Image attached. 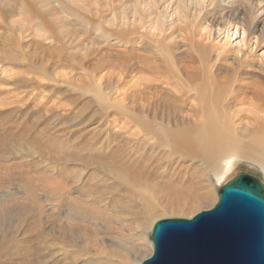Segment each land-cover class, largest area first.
<instances>
[{
    "label": "bare ground",
    "instance_id": "6f19581e",
    "mask_svg": "<svg viewBox=\"0 0 264 264\" xmlns=\"http://www.w3.org/2000/svg\"><path fill=\"white\" fill-rule=\"evenodd\" d=\"M261 49L264 0H0V264H143L159 219L213 208L240 166L264 174ZM34 175L67 214L1 202ZM89 210L145 258L93 252L73 219Z\"/></svg>",
    "mask_w": 264,
    "mask_h": 264
},
{
    "label": "water",
    "instance_id": "95a60500",
    "mask_svg": "<svg viewBox=\"0 0 264 264\" xmlns=\"http://www.w3.org/2000/svg\"><path fill=\"white\" fill-rule=\"evenodd\" d=\"M143 264H264V182L239 173L216 206L192 218H166L152 232Z\"/></svg>",
    "mask_w": 264,
    "mask_h": 264
},
{
    "label": "rangeland",
    "instance_id": "374dc122",
    "mask_svg": "<svg viewBox=\"0 0 264 264\" xmlns=\"http://www.w3.org/2000/svg\"><path fill=\"white\" fill-rule=\"evenodd\" d=\"M215 37H217L215 34H213L211 36L207 34L205 37V42L208 43L207 40H213ZM219 40H220V38H218L216 41H219ZM223 42H224V40H223ZM208 44H210V43H208ZM234 44H236V41L234 42ZM263 50L264 49H261L260 51H258V54H261L263 52ZM5 88L6 87H4V89ZM117 95L118 94H115L114 96H117ZM241 108H242V106H241ZM125 121H127V118ZM132 125L134 126L133 123H132ZM134 130H135V127H134ZM20 136H23V131L19 129L14 134V139H17ZM42 149L45 150L46 152H48L49 155L46 156L48 158L46 160V162H49L52 159V156H51V151H50L48 145L47 144L43 145ZM65 156H66L65 154L60 155V157H65ZM59 162L61 163V160ZM242 172L250 173V174L254 175L255 177L264 181V174L259 169L248 168V166H245V165L240 166L234 172L230 173V176L228 175L229 178L226 179V182L220 184V182H217L216 180H214L215 184L213 187L217 191L219 199H220V189L222 188V186L225 183L231 181L237 175V173H242ZM68 174H72V172L70 170L63 171L62 175L57 177V179H55L51 183H53L55 185V187H57L60 180L65 178ZM41 178H42L41 175H34V178H30V179L23 181L18 187V190L22 191L21 194H18L17 190L15 189L17 185H11V184L6 185L3 189V192H7L8 195L3 197L1 202L2 203L18 202L21 205H25V207L33 206L37 210V212H49L51 214H55V213L57 214V213L63 212L64 214H67L66 211H62V209L58 208L57 201L47 200V199H45V197H42L41 194L36 192L37 187L39 186L38 181ZM218 202H219V200L217 201L215 206L218 204ZM92 211H94L95 213L96 212H105V211L99 210L97 208L93 209ZM201 211H203V210L201 209ZM199 213H200V211H199ZM73 216H74L73 219L76 221V225L80 229L86 231L87 236L90 239V243H89L88 247L93 252L101 254L104 257V259H107L108 257H112L116 260L127 259L130 262H132V261L136 262V261H140L142 258L143 259L145 258L146 251H138L137 254L134 255L132 260L128 259L127 254L125 253L124 250H122L120 248H116L115 246L110 244L111 239H115L116 236L118 235V234H116V232H118V231L115 230V229H117L116 228L117 223L114 221V219H110L109 222H105L104 220H101V219H96V218H94V214H92L91 210H89L86 213H77V214H74ZM194 216H196V215H194ZM194 216L187 217V218H192ZM166 218H184V217H163V218L159 219L158 221H160L162 219H166ZM103 225H106V226L108 225L110 227V229H112L113 232H109L107 229H105L103 227ZM125 233H126V236H130V234L128 232H125ZM150 234L152 235L151 232H150Z\"/></svg>",
    "mask_w": 264,
    "mask_h": 264
}]
</instances>
